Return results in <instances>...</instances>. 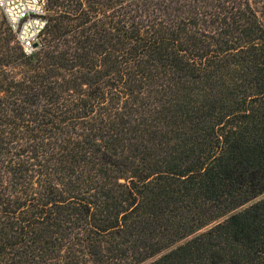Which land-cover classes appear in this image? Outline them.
I'll use <instances>...</instances> for the list:
<instances>
[{"label":"trees","instance_id":"obj_1","mask_svg":"<svg viewBox=\"0 0 264 264\" xmlns=\"http://www.w3.org/2000/svg\"><path fill=\"white\" fill-rule=\"evenodd\" d=\"M44 2L0 36V264H264V0Z\"/></svg>","mask_w":264,"mask_h":264},{"label":"built area","instance_id":"obj_2","mask_svg":"<svg viewBox=\"0 0 264 264\" xmlns=\"http://www.w3.org/2000/svg\"><path fill=\"white\" fill-rule=\"evenodd\" d=\"M0 14L25 54H30L45 29L44 0H0Z\"/></svg>","mask_w":264,"mask_h":264},{"label":"rangeland","instance_id":"obj_3","mask_svg":"<svg viewBox=\"0 0 264 264\" xmlns=\"http://www.w3.org/2000/svg\"><path fill=\"white\" fill-rule=\"evenodd\" d=\"M2 17H3V16L0 14V18H1L0 20L3 19ZM2 22H3V20H2ZM4 28H5V29H6V28L9 29V28H8V25H7L6 23L4 24V26H3V24L0 25V36H2V33H4V32H3V31L5 30ZM8 31H9V30H8Z\"/></svg>","mask_w":264,"mask_h":264},{"label":"water","instance_id":"obj_4","mask_svg":"<svg viewBox=\"0 0 264 264\" xmlns=\"http://www.w3.org/2000/svg\"><path fill=\"white\" fill-rule=\"evenodd\" d=\"M36 46H37V44L35 43V44L33 45V47L36 48Z\"/></svg>","mask_w":264,"mask_h":264}]
</instances>
